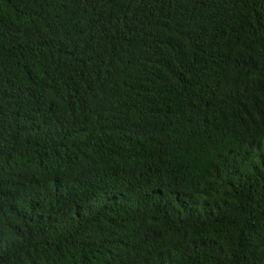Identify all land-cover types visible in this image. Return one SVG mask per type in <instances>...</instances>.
Listing matches in <instances>:
<instances>
[{
	"label": "trees",
	"instance_id": "obj_1",
	"mask_svg": "<svg viewBox=\"0 0 264 264\" xmlns=\"http://www.w3.org/2000/svg\"><path fill=\"white\" fill-rule=\"evenodd\" d=\"M0 264H264V0H0Z\"/></svg>",
	"mask_w": 264,
	"mask_h": 264
}]
</instances>
